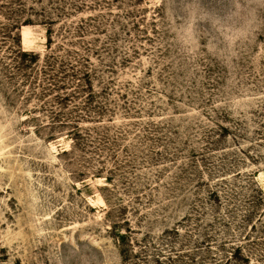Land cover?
Listing matches in <instances>:
<instances>
[{"label": "rangeland", "instance_id": "rangeland-1", "mask_svg": "<svg viewBox=\"0 0 264 264\" xmlns=\"http://www.w3.org/2000/svg\"><path fill=\"white\" fill-rule=\"evenodd\" d=\"M0 264H264V0H0Z\"/></svg>", "mask_w": 264, "mask_h": 264}, {"label": "trees", "instance_id": "trees-1", "mask_svg": "<svg viewBox=\"0 0 264 264\" xmlns=\"http://www.w3.org/2000/svg\"><path fill=\"white\" fill-rule=\"evenodd\" d=\"M51 44H52V42L49 39V41H48L49 48H51Z\"/></svg>", "mask_w": 264, "mask_h": 264}]
</instances>
